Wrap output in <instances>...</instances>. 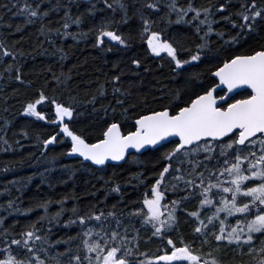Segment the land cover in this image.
Returning <instances> with one entry per match:
<instances>
[{"label": "trees", "instance_id": "16d2710c", "mask_svg": "<svg viewBox=\"0 0 264 264\" xmlns=\"http://www.w3.org/2000/svg\"><path fill=\"white\" fill-rule=\"evenodd\" d=\"M38 0H29L33 6ZM68 4L73 18L82 17V23L70 24L69 33L76 35L64 36V29L60 33L55 31L41 34V25L48 28H60L64 22L65 9H53L47 17L37 19L33 24L25 25L26 17L13 15L17 11L13 7L14 0H0V39L4 40L9 48L22 51L15 60L0 56V217H4V226H10V237L20 238L19 234L29 230L32 224L41 229L39 234L48 235L50 243L43 245L49 249L41 252V258L54 264L53 257L57 252H64L71 247L75 252L80 246V253L85 251L81 238L74 239L69 244H55L56 240L66 241L69 237H76L82 233V227L77 223L66 225V221L75 216L65 211L59 223H49L40 220L43 209H35L33 205L38 200L53 201L49 213L60 208L58 201L68 197L65 207H77L80 214H85L91 208L94 211L102 210L105 214L115 211L123 227H128V236L135 247L138 241L139 252L148 254L151 258L170 248L167 238H171L177 246L181 241L191 245L196 251L211 252L221 264H258L259 254H244L235 245L228 246L221 242L220 250H215L216 242L203 244V236L195 229L199 226L198 219L191 216V212L199 211L200 219L211 215L212 208L199 206L198 196H193L182 202L177 208V223L171 229H165L163 236L154 235L150 224L144 223L139 215H129L141 206V202L150 187L154 184L157 173L165 163L163 153L173 145L165 144L155 150H148L142 154L133 153L120 165H108L104 168H94L81 160H66L65 156L71 147V138L63 133V125L55 118V104L62 103L74 108V114L65 123L87 141L94 142L103 138L102 133L111 123H119L123 132L135 128L134 121L138 116L149 109L160 110L170 103L182 104L194 94L202 93L213 86L211 76L217 67L222 66V60L233 54H249L259 50L264 45V24H258L257 29L247 34V38L239 45L225 44L231 35L238 29L222 17L231 14V20L241 23L237 15L241 11L244 0H191L194 7H212L215 20L212 33L204 36L207 25H199V20L191 23H172L161 20V13L142 9L144 0H124L128 5V20L122 22V11L114 3L113 9L107 8L103 0H44L41 11L57 3ZM186 5L188 0H178ZM225 3L223 11H217L219 4ZM261 0H257L259 6ZM22 6V5H21ZM89 12L90 8H93ZM8 9H11L10 11ZM115 9V11H114ZM137 9L156 21L154 30H160L162 37L178 47V56L188 59L197 51V45L204 39L209 41V47L203 50L201 59L184 65L183 69H176L171 58L164 53L161 57L151 53L146 39L140 36L142 21ZM166 10V9H164ZM193 13H189L187 20H191ZM176 19L175 14L172 20ZM200 19H203V14ZM104 20H114L110 30H117L129 39V46L125 47L110 39L104 38V43H97V29ZM12 27L9 28L8 25ZM17 25H24L21 31H15ZM197 25L200 31L197 32ZM223 32L224 37L217 35ZM83 34V35H81ZM63 49V54L60 52ZM110 49V50H109ZM63 55V59L61 56ZM133 59H140L141 65L132 64ZM12 63L20 69L22 81L16 80L15 70L7 72V64ZM120 76L114 81V76ZM54 77H58L59 81ZM70 77V78H69ZM114 88L119 91L114 92ZM180 90V99L173 100L172 93ZM43 91L48 99L37 105V110L45 114V119L37 118L24 112L26 104L34 102ZM223 93V91H221ZM220 92V93H221ZM246 92L237 94L233 99H240ZM96 97L94 103H90ZM123 104H117V100ZM115 109V111H113ZM55 135L56 140L45 146L43 141ZM7 140V143L4 141ZM203 159V156H201ZM214 163V162H213ZM212 164H209L211 167ZM15 182V183H14ZM167 182V181H166ZM119 186V192L114 191ZM182 187V186H181ZM164 203L185 195L182 190L168 191ZM14 201L15 210L7 209V202ZM113 206H115L113 208ZM33 209L29 211L28 209ZM223 215V214H222ZM103 220V218H102ZM234 224L235 218H229ZM88 222L86 221V224ZM97 222L92 221V224ZM105 225L115 227L116 220L109 217ZM205 223H207L205 219ZM50 230V231H49ZM4 236L0 235V248L4 247ZM256 247H260L259 238ZM16 246L13 245V249ZM145 259L136 256L135 260ZM66 261L67 256L60 257ZM211 259V257H209Z\"/></svg>", "mask_w": 264, "mask_h": 264}, {"label": "snow or ice", "instance_id": "6c2138e0", "mask_svg": "<svg viewBox=\"0 0 264 264\" xmlns=\"http://www.w3.org/2000/svg\"><path fill=\"white\" fill-rule=\"evenodd\" d=\"M43 2L44 0H38L33 6L29 0H14L13 7L17 11L13 15L25 16L27 25L47 17L53 9L63 7L64 22L60 28L52 29L42 24L39 32L45 34L55 31L59 34L62 28L65 30L64 36L76 35L69 33L67 29L70 24L82 23V17L73 18L69 5H61L59 2L41 11ZM230 2L231 0H226V3ZM103 3L107 8L113 9L109 0H103ZM114 3L123 13L122 22L126 23L128 5L124 0H114ZM94 7L90 8L89 12H92ZM212 7L197 8L191 0H188L186 5H181L178 0H144L141 6L142 9L162 12L160 19L166 20L168 24L199 20V25H207L205 37L214 31L212 25L216 23L215 20L209 19V16L213 15ZM225 7V3L219 4L217 11H223ZM0 8H8V5H0ZM241 9L237 13L242 21L239 24L231 20V14L222 17L238 29L225 40V44L239 45L247 38L248 33L257 29L258 24H264V0H261L259 6L257 0H244ZM136 11L142 21L140 36L146 39L151 53L157 57L166 53L176 69L182 70L184 65L199 61L203 50L209 47V41L204 39L197 45L195 54L188 59H181L178 56L179 42L174 46L173 42L164 39L160 30H154L156 21L146 16L141 9ZM189 13L194 14L191 20L186 19ZM173 14L176 17L174 21ZM202 14L203 19H200ZM113 23L114 20L102 21L97 29V43L103 44L104 38L108 37L111 41L128 47L131 36L126 38L123 34H118L117 30H110ZM199 25L197 32L200 31ZM8 27L11 28L12 25L9 24ZM23 27L24 25H17L15 31H21ZM217 35L224 37L223 32H218ZM60 52L63 54L64 50L60 49ZM23 54L14 47L9 48L4 40L0 39V56L15 60L17 55ZM61 58L63 59V55ZM132 64L139 67L141 60L133 59ZM5 70L9 73L15 70L17 74L14 78L22 81L20 69L14 64H7ZM213 75L219 78V82L202 93L194 94V98L189 97L182 104L170 103L160 110L149 109L141 113L135 120V130L127 134L121 131L119 123L113 122L102 133L103 138L95 143H89L73 131L69 123L64 122L66 118L73 116L72 106L57 103L53 99L55 118L62 123L63 133L71 138L69 154L78 153L96 165L121 161L129 154L130 148L141 150L146 149V146L162 147V141L173 145L163 153L162 159L165 163L157 173L149 192L145 194L141 206L134 212H129V215L141 216L144 223L152 226L154 235L163 236L165 229H171L177 223L176 212L182 202L198 196L201 209L205 206L213 209L211 215L205 217L207 223L205 219L199 218V211L190 213L198 219L199 226L195 231L203 236L201 247L203 244H212L209 239L211 236L216 242L215 250H220L221 242H226L228 246L235 244L241 254H244L247 247V254L258 253V264H264V45L249 54H233L223 59L222 66L217 67ZM54 78L59 81L58 77ZM113 80L119 81L120 76H114ZM218 88L227 93L241 90L247 94L243 98L233 99L229 95H218ZM113 90L119 91L116 88ZM46 99L48 97L41 91L38 99L26 104L24 112L45 119V114L37 110V105ZM95 99L96 97H93L90 103H94ZM172 99H180L179 89L172 93ZM117 104H123V101L118 99ZM170 137L174 139L170 140ZM55 140L56 136L53 135L45 139L43 144L47 146ZM4 143H7V140ZM209 164L212 166L209 167ZM119 190L117 185L114 191ZM178 190H182L185 195L171 200L168 204L163 203L166 192L175 193ZM67 199L68 197H65L57 202L60 208L54 213H49L53 203L51 200H38L33 205L35 209L44 210L45 214L40 220H47L50 224L59 223L64 212L70 211L76 219L70 217L65 222L66 225L78 221L82 227V233H77L76 237H69L66 241L56 240L55 244H69L70 241L81 238L85 250L83 255L79 245L76 246L75 252L71 247H66L64 252H57L52 258L54 264H221L211 252L205 254L196 251L182 241L180 246H177L171 238L166 241L170 248L149 259L147 253L138 251V241L135 247L131 246L136 237L129 238L126 225L123 227V234L121 233L122 222L115 211L105 214L102 210L94 211L90 208L87 213L80 214V210L75 206L71 209L65 207ZM7 209L15 210L14 201L7 202ZM109 217L116 220L115 227L111 224L105 225L104 221ZM230 217L235 218L234 224L229 221ZM4 220V217H0V235L4 236V247L0 248V264H49V261L40 255L41 252L49 251L43 247L50 243L48 235L39 234L41 229L32 224L29 230L19 234L20 238L9 239L10 226H4ZM92 221L97 223L94 225ZM258 238L259 248L255 243ZM13 245L16 246L15 249ZM63 256H67V260L62 262L60 257ZM136 256H144L145 259L137 261L134 259Z\"/></svg>", "mask_w": 264, "mask_h": 264}, {"label": "water", "instance_id": "95a60500", "mask_svg": "<svg viewBox=\"0 0 264 264\" xmlns=\"http://www.w3.org/2000/svg\"><path fill=\"white\" fill-rule=\"evenodd\" d=\"M215 72V71H214ZM213 72V73H214ZM213 77L215 78V80L217 81V83L219 82V78L218 77H215L214 75H213ZM224 86H221V88H223ZM221 88H218L217 89V92L218 91H220L221 90ZM241 92V90H235V93H227L226 91H225V95H229V96H232V97H234L237 93H240ZM134 124H135V121H134ZM135 130V129H134ZM133 130V131H134ZM121 131L123 132V130H122V128H121ZM124 134H127V132L125 133V132H123ZM170 140L171 139H174V138H169ZM89 142V141H88ZM96 141H94V142H89V143H95ZM165 144H168V143H166V142H161V145H165ZM158 147H160V145H157V146H146V149H141V150H135V149H129V154L128 155H126L125 156V158L123 159V160H121V161H109V162H107L105 165H96L94 162H92V161H89V160H85L82 156H80L78 153H72V154H69L70 153V149H69V151L67 152V154H66V156H65V159L66 160H75V159H78V160H81L83 163H85V164H90L92 167H94V168H104V167H106V166H108V165H120V164H123L125 161H126V159L128 158V156L130 155V154H133V153H138V154H142V153H144V152H146V151H148V150H155L156 148H158Z\"/></svg>", "mask_w": 264, "mask_h": 264}, {"label": "flooded vegetation", "instance_id": "af4514ba", "mask_svg": "<svg viewBox=\"0 0 264 264\" xmlns=\"http://www.w3.org/2000/svg\"><path fill=\"white\" fill-rule=\"evenodd\" d=\"M162 55H163V54H161V56H162ZM212 74H213V73H212ZM211 76L213 77V75H211ZM214 80H215V79H214ZM215 84H217L216 80H215V83H213V85H215ZM218 93H219L218 95H224V94H225L224 92H223V93H222V92H221V93L218 92ZM134 129H135V128H134ZM134 129H133V130H134ZM133 130H132V131H133ZM139 260H143V259L141 258V259H139ZM139 260H138V261H139Z\"/></svg>", "mask_w": 264, "mask_h": 264}, {"label": "rangeland", "instance_id": "374dc122", "mask_svg": "<svg viewBox=\"0 0 264 264\" xmlns=\"http://www.w3.org/2000/svg\"><path fill=\"white\" fill-rule=\"evenodd\" d=\"M105 38H107V39H110V38H108V37H105ZM111 40V39H110ZM112 42H114V43H118L117 41H112ZM147 43V42H146ZM162 54H164V53H162ZM165 197L167 198V196L165 195ZM166 198H165V200H166ZM165 200L163 201V203L165 202Z\"/></svg>", "mask_w": 264, "mask_h": 264}, {"label": "bare ground", "instance_id": "6f19581e", "mask_svg": "<svg viewBox=\"0 0 264 264\" xmlns=\"http://www.w3.org/2000/svg\"><path fill=\"white\" fill-rule=\"evenodd\" d=\"M213 75V74H212ZM214 78V77H213Z\"/></svg>", "mask_w": 264, "mask_h": 264}]
</instances>
